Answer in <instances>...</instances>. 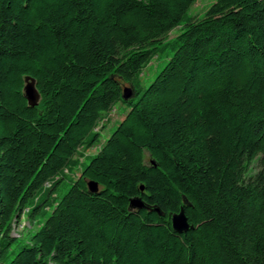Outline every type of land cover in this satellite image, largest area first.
<instances>
[{
	"label": "trees",
	"instance_id": "trees-1",
	"mask_svg": "<svg viewBox=\"0 0 264 264\" xmlns=\"http://www.w3.org/2000/svg\"><path fill=\"white\" fill-rule=\"evenodd\" d=\"M196 1L0 0V264H264V0L185 20ZM117 102L130 110L56 201ZM51 200L10 253L14 223ZM181 209L192 229L177 234Z\"/></svg>",
	"mask_w": 264,
	"mask_h": 264
},
{
	"label": "rangeland",
	"instance_id": "rangeland-1",
	"mask_svg": "<svg viewBox=\"0 0 264 264\" xmlns=\"http://www.w3.org/2000/svg\"><path fill=\"white\" fill-rule=\"evenodd\" d=\"M215 0H197L196 3L188 10L185 20L187 19H201L203 18L205 12L208 8L213 4ZM182 31V26H179L173 29L163 40L162 44H166L173 40L177 35H179ZM172 52L166 51L162 56L159 58H153L147 67H145L139 77L137 78V88L140 92L146 89L149 84L154 80L157 74L161 71L165 63L171 57ZM131 102H136L137 97H132ZM131 104L129 103H122L117 102L112 110L106 114H104V120L99 123L96 132L98 133L99 137L97 140L94 141V144L91 148L86 149L83 148L79 150L78 154L75 155L74 161L77 165L72 168L71 170H66L62 173L64 179L62 182L56 187V191L54 192L55 200L57 201L61 198L71 187V184L77 178V176L81 172V168L87 165L90 159L95 156L99 150L101 149L105 140L112 134L115 130L117 125L121 120H123L124 116L130 110ZM53 200L47 205V207L40 212V210L34 215V219H29L26 213H23L19 219L18 223H14L11 237L18 238L19 240L13 244L10 248V253H16L20 248L25 245L30 244L29 235L33 234L39 225H41L46 218L51 213L54 204L52 203ZM30 205V207H32Z\"/></svg>",
	"mask_w": 264,
	"mask_h": 264
},
{
	"label": "water",
	"instance_id": "water-1",
	"mask_svg": "<svg viewBox=\"0 0 264 264\" xmlns=\"http://www.w3.org/2000/svg\"><path fill=\"white\" fill-rule=\"evenodd\" d=\"M25 82V86H24V96L25 99L28 103L29 106L34 107L38 104L39 102V94L35 88V83L32 79L26 77L24 79ZM132 96V92L130 90V88H124L122 90V99L127 101L129 99H131ZM88 186V190L91 193H96L97 192V184L94 182H88L87 184ZM140 191H143V187H140ZM130 209L131 210H136V211H140V210H145L146 207L144 206L143 202L138 199H132L130 201ZM155 212H158V210H154ZM171 222V227L173 229V231L177 234H183L186 233L188 230L192 229L191 226H189L184 210L181 209L178 213H175L171 216L170 219Z\"/></svg>",
	"mask_w": 264,
	"mask_h": 264
}]
</instances>
